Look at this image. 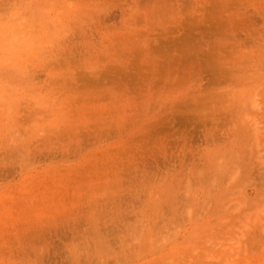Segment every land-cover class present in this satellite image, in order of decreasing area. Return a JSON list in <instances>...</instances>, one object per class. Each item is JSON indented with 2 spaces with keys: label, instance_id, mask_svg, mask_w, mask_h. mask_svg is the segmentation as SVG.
<instances>
[{
  "label": "rangeland",
  "instance_id": "1",
  "mask_svg": "<svg viewBox=\"0 0 264 264\" xmlns=\"http://www.w3.org/2000/svg\"><path fill=\"white\" fill-rule=\"evenodd\" d=\"M0 0V264H264V0Z\"/></svg>",
  "mask_w": 264,
  "mask_h": 264
},
{
  "label": "snow or ice",
  "instance_id": "2",
  "mask_svg": "<svg viewBox=\"0 0 264 264\" xmlns=\"http://www.w3.org/2000/svg\"><path fill=\"white\" fill-rule=\"evenodd\" d=\"M66 6L69 7V8L73 7V4H72L71 0H69V2L67 3Z\"/></svg>",
  "mask_w": 264,
  "mask_h": 264
}]
</instances>
